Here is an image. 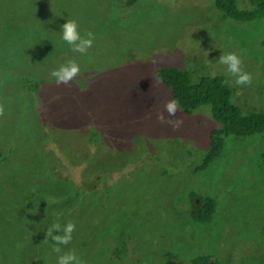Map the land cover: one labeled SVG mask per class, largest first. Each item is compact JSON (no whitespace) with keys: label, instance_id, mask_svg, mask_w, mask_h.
Returning <instances> with one entry per match:
<instances>
[{"label":"rangeland","instance_id":"1","mask_svg":"<svg viewBox=\"0 0 264 264\" xmlns=\"http://www.w3.org/2000/svg\"><path fill=\"white\" fill-rule=\"evenodd\" d=\"M66 19L94 34L85 54L61 39ZM263 39L264 19L225 18L215 0H0V264H56L67 251L82 264H264V135L225 138L196 172L210 107L169 116L154 75L224 76L243 113H264ZM228 52L249 85L219 63ZM68 61L80 71L57 85L49 73ZM192 193L215 200L208 222L191 216ZM53 222L75 226L61 253Z\"/></svg>","mask_w":264,"mask_h":264},{"label":"trees","instance_id":"2","mask_svg":"<svg viewBox=\"0 0 264 264\" xmlns=\"http://www.w3.org/2000/svg\"><path fill=\"white\" fill-rule=\"evenodd\" d=\"M135 1L129 0V4ZM215 7L225 18L237 22L264 19V0H251L250 10L239 9L236 0H215ZM262 44L264 45V39ZM154 75L170 93L171 101L175 100L184 114H190L201 106L210 107V114L216 126L208 134V150L196 172L204 170L220 156L225 138L264 135V113H243L232 102V92L224 76L204 75L193 79L189 72L176 67L160 68ZM20 84L33 94L40 87V84L27 79H23ZM190 201L193 219L200 223L208 222L216 210L215 200L192 193ZM192 264L219 262L210 256H202L193 259Z\"/></svg>","mask_w":264,"mask_h":264},{"label":"clouds","instance_id":"3","mask_svg":"<svg viewBox=\"0 0 264 264\" xmlns=\"http://www.w3.org/2000/svg\"><path fill=\"white\" fill-rule=\"evenodd\" d=\"M61 39L71 46L72 51L80 54H85L87 50L92 46L94 40V34L87 32L85 36H81L79 31V25L74 19H66V22L60 26ZM219 63L226 66V71L230 76H235V85L246 86L252 81L250 73L243 72L241 70V58L234 52L223 53L219 57ZM80 71L79 65L75 61H68L65 64H61L58 68L52 70L49 73L51 79L57 84L67 85ZM227 82V81H226ZM178 108V103L175 100L169 101L165 110L169 116L175 114ZM180 121H176L175 126H178ZM74 225L69 222L66 223L63 228L57 222H53L46 231V236L50 237L53 241L52 251L61 253L60 245H67L72 240V232ZM62 234H53L61 233ZM56 264H82L79 258L72 252L67 251L63 254H59L56 257Z\"/></svg>","mask_w":264,"mask_h":264}]
</instances>
